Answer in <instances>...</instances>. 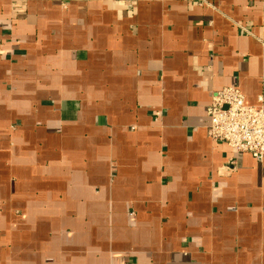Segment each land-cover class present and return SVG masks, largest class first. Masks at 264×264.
Returning <instances> with one entry per match:
<instances>
[{
	"label": "crops",
	"instance_id": "1",
	"mask_svg": "<svg viewBox=\"0 0 264 264\" xmlns=\"http://www.w3.org/2000/svg\"><path fill=\"white\" fill-rule=\"evenodd\" d=\"M227 86L264 102V0H0V264H264Z\"/></svg>",
	"mask_w": 264,
	"mask_h": 264
},
{
	"label": "built area",
	"instance_id": "2",
	"mask_svg": "<svg viewBox=\"0 0 264 264\" xmlns=\"http://www.w3.org/2000/svg\"><path fill=\"white\" fill-rule=\"evenodd\" d=\"M249 105L236 86H227L212 95L207 108L210 134L214 142L227 143L238 152L264 159V102Z\"/></svg>",
	"mask_w": 264,
	"mask_h": 264
}]
</instances>
